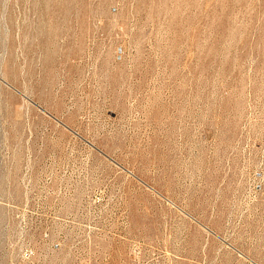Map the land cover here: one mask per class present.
Returning <instances> with one entry per match:
<instances>
[{
  "label": "rangeland",
  "instance_id": "374dc122",
  "mask_svg": "<svg viewBox=\"0 0 264 264\" xmlns=\"http://www.w3.org/2000/svg\"><path fill=\"white\" fill-rule=\"evenodd\" d=\"M0 264H264V0H0Z\"/></svg>",
  "mask_w": 264,
  "mask_h": 264
}]
</instances>
